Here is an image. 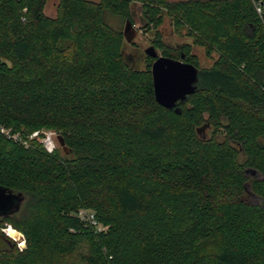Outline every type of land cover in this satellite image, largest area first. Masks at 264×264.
Segmentation results:
<instances>
[{
    "label": "trees",
    "instance_id": "trees-1",
    "mask_svg": "<svg viewBox=\"0 0 264 264\" xmlns=\"http://www.w3.org/2000/svg\"><path fill=\"white\" fill-rule=\"evenodd\" d=\"M46 1L0 0V128L17 135L0 132V186L22 198L0 215V264H264V0H57L54 17ZM164 15L216 54L164 50L197 68L179 112L124 51L123 24ZM42 130L66 153L20 142Z\"/></svg>",
    "mask_w": 264,
    "mask_h": 264
},
{
    "label": "rangeland",
    "instance_id": "rangeland-1",
    "mask_svg": "<svg viewBox=\"0 0 264 264\" xmlns=\"http://www.w3.org/2000/svg\"><path fill=\"white\" fill-rule=\"evenodd\" d=\"M97 1V0H93ZM56 5L57 0H47L46 5L44 7V13L45 15L49 17H54L56 15ZM264 11V10H263ZM109 15H106V20L108 19ZM134 17L136 19V27L139 26V20H140V8L135 6L134 7ZM110 19V18H109ZM108 21V20H107ZM109 23L115 24V19H111ZM123 30L125 33L124 42H125V49L124 51H133V47H136L138 51L144 53V50L153 45L152 40L157 39L160 43L163 45V49L156 48L157 55H163L166 56L164 53V50L170 51L167 47H172L176 50H181L183 53L186 50V48L189 50V54L194 56V60L199 64V66L207 67L210 66L213 61L216 59V54L212 52L210 55L206 52V49L201 44H198L194 42V38L191 35H186L185 29H176L172 22L171 18L168 15H164L162 17V22L157 24L156 26L154 24H151L147 29L145 30H137L133 31L129 24L126 22L123 24ZM131 32L135 36L132 37L131 41L128 37V33ZM134 32V33H133ZM180 48V49H179ZM168 57V56H167ZM174 59H180L178 57H172ZM144 60V58L142 59ZM154 59H151L147 57L143 64L148 66L149 70L151 69V65ZM211 128H204L202 131H200V135L203 137H208L210 134ZM37 138H39L41 141L43 139L46 140L48 150L51 149H57L62 155L63 153H66V150L63 148V145L61 143V136L57 133H55L52 130H42L38 132ZM65 151V152H64ZM249 200H255L252 196H247ZM12 228H6L3 229V233L6 237H8L11 241H13L18 248L25 246V240L22 233L19 231L12 229L16 232L15 235H10V230Z\"/></svg>",
    "mask_w": 264,
    "mask_h": 264
},
{
    "label": "water",
    "instance_id": "water-1",
    "mask_svg": "<svg viewBox=\"0 0 264 264\" xmlns=\"http://www.w3.org/2000/svg\"><path fill=\"white\" fill-rule=\"evenodd\" d=\"M144 53L154 59L150 71L155 101L162 107L175 108V111L179 112V108L175 107L177 102L184 101L195 90L197 68L183 61V54L180 59L157 55L153 45L147 47ZM203 129L204 127H200L197 132L200 133ZM61 143L63 145L62 138ZM251 171L254 173L253 170ZM21 200L19 194L0 186V215L16 212Z\"/></svg>",
    "mask_w": 264,
    "mask_h": 264
},
{
    "label": "built area",
    "instance_id": "built-area-1",
    "mask_svg": "<svg viewBox=\"0 0 264 264\" xmlns=\"http://www.w3.org/2000/svg\"><path fill=\"white\" fill-rule=\"evenodd\" d=\"M254 7H255V10L258 14H261L262 11H263V8H262V5L258 2H254ZM0 132L5 134L7 137H11L12 139L14 140H17V135H10L9 133V129H5L3 127L0 128ZM38 135V131H34L33 133H31L27 139H20V142L27 146L28 145V139H31V138H37ZM37 140L39 142H41L43 145H45V147H48L47 146V142L45 139H43L42 141L37 138ZM75 215L83 222L85 223L87 226L91 227L92 229H94L95 231L97 232H104L106 230V226H104L96 217V214H95V211L92 210V209H84V208H81L79 209ZM22 247H20L21 249ZM111 258V256H110Z\"/></svg>",
    "mask_w": 264,
    "mask_h": 264
},
{
    "label": "bare ground",
    "instance_id": "bare-ground-1",
    "mask_svg": "<svg viewBox=\"0 0 264 264\" xmlns=\"http://www.w3.org/2000/svg\"><path fill=\"white\" fill-rule=\"evenodd\" d=\"M16 234V232L14 231V230H10V235H15Z\"/></svg>",
    "mask_w": 264,
    "mask_h": 264
}]
</instances>
